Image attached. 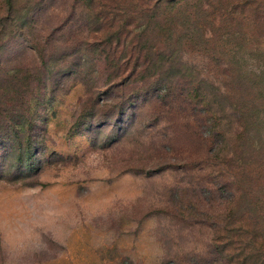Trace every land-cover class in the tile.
I'll return each mask as SVG.
<instances>
[{
    "label": "rangeland",
    "instance_id": "1",
    "mask_svg": "<svg viewBox=\"0 0 264 264\" xmlns=\"http://www.w3.org/2000/svg\"><path fill=\"white\" fill-rule=\"evenodd\" d=\"M158 1L18 0L24 17L0 40V68L36 75L35 115L20 134L0 138V264H209L213 216L227 206L219 181L209 189L218 168H187L206 157L205 144L153 147L160 139L141 119H154L160 106L145 99L128 133L116 119L78 124L91 105L88 87L135 68L126 46ZM8 9L0 0V29ZM242 46L238 58L256 69L257 41ZM187 59L205 72L203 53ZM189 125L197 139L206 136L203 125Z\"/></svg>",
    "mask_w": 264,
    "mask_h": 264
},
{
    "label": "trees",
    "instance_id": "2",
    "mask_svg": "<svg viewBox=\"0 0 264 264\" xmlns=\"http://www.w3.org/2000/svg\"><path fill=\"white\" fill-rule=\"evenodd\" d=\"M17 2L7 0L0 40L24 17ZM143 25L136 43L126 46L127 62L133 61L135 68L129 73L114 71L104 86L88 87L91 105L78 124L106 126L116 119L128 123V133L141 118V102H158L155 118L141 119L160 139L152 146L185 138L202 141L206 157L187 161V168H218L210 173L209 189L219 181L227 207L213 216L215 232L206 262L264 264V0H159ZM253 40L256 57L263 62L247 69L238 55L242 45ZM196 52L208 60L205 72L187 59ZM78 74L89 82V73ZM35 79L29 69L6 74L0 68V138L5 131L20 134L35 115ZM53 100L50 97L48 103ZM190 123L203 125L206 136L191 135ZM121 137L125 135L110 144ZM218 190H212V200Z\"/></svg>",
    "mask_w": 264,
    "mask_h": 264
}]
</instances>
